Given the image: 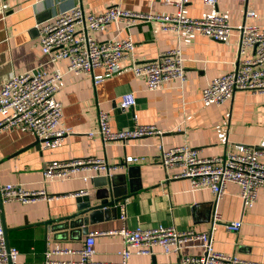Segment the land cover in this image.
Segmentation results:
<instances>
[{
	"label": "crops",
	"instance_id": "1",
	"mask_svg": "<svg viewBox=\"0 0 264 264\" xmlns=\"http://www.w3.org/2000/svg\"><path fill=\"white\" fill-rule=\"evenodd\" d=\"M79 3L87 13L102 12L115 4L153 14L177 12L176 6L164 0H0V85L13 74L31 69L60 68L66 72L58 83L57 92L63 104L62 125L68 130L60 146L45 148L39 138V145H33L37 137L18 128L0 131V184L21 183L30 189H44L54 196L3 204L7 240L10 246L19 249V263L44 264L47 248L58 245L77 250L89 232L119 228L123 224L118 208L116 218L50 230L51 220L73 215L78 211L76 198L84 195L93 198L98 186L94 177L45 182L44 168L53 161L89 156L105 157L113 164L122 163L114 174H126L128 187L134 185L137 189L123 199L129 227L162 223L181 230L205 231L210 229L217 209L224 219H241L242 224L238 231L218 226L211 235L214 249L264 262V189L259 191L252 207L244 206L240 186L236 183H230L226 194L216 201L210 189L192 190L187 178H168L160 156L161 147L184 143L201 150L203 156L223 155L234 150L236 144L256 146L264 151V93L238 90L221 104L205 102L202 98L203 88L212 79L232 70L239 55L237 32L227 40H216L186 30H164L157 20L134 24L112 22L106 29L93 32L95 39L131 36L134 51L119 62L115 72L94 84L88 74L67 71L66 60L52 61L51 55L43 53L40 45L38 25ZM247 8L256 10V16L249 21L264 26V0H247L246 3L219 0L216 5L189 0L182 13L190 18H202L216 11L239 26L245 21ZM177 46L183 52L186 81H173L156 90L147 89L144 79L134 73V64L152 60L164 50ZM254 54V48L248 47L240 56L246 58ZM96 73H100V69ZM126 92H133L137 103L132 108L121 109L119 100ZM99 108L110 112L115 129L133 126L136 113L141 123L155 124L163 132L126 143L105 144L98 133ZM89 132L95 135L90 137ZM127 156L141 159L125 163ZM260 159L264 161V153ZM123 245L118 234L98 235L95 258L118 261ZM184 252L200 254L201 250L190 247ZM59 258L78 259L79 254L68 253ZM176 259V255H166L156 247L152 255H132L130 263L154 264Z\"/></svg>",
	"mask_w": 264,
	"mask_h": 264
},
{
	"label": "built area",
	"instance_id": "2",
	"mask_svg": "<svg viewBox=\"0 0 264 264\" xmlns=\"http://www.w3.org/2000/svg\"><path fill=\"white\" fill-rule=\"evenodd\" d=\"M216 5L219 0H203ZM246 3L247 0H237ZM166 4L176 6L172 15L153 14L132 11L119 4L111 5L102 12H85L83 6H74L62 10L50 19L38 25L40 45L43 53L50 54L51 60L64 59L67 71L75 74H88L93 83L98 84L106 76L116 71L119 62L134 51L131 36L96 40L93 32L106 29L112 22L134 24L140 21L157 20L162 29L180 32H195L216 40H227L234 31L238 34L239 55L232 70L212 79L202 90L205 102L221 104L230 100L236 91L264 93V26L249 20L256 16L254 8H247L245 21L239 26L216 11L202 18L184 16L183 8L189 0H164ZM5 6V5H4ZM6 7V6H5ZM253 47L252 57L242 58L240 54ZM100 69V73L96 70ZM133 71L141 76L147 89L156 90L165 84L187 79L184 56L180 46L161 52L156 58L136 63ZM65 71L56 68L31 69L15 73L0 85V131L21 129L28 131L43 141L45 148H56L68 133L62 125L63 104L57 97L58 83ZM137 103L133 92L121 95L118 107L132 108ZM134 125L125 129L112 127L110 112L99 108L97 113L98 133L105 144L128 142L133 139L162 134L155 124L141 123L136 113ZM95 132H89L92 137ZM264 145V143H263ZM261 148L245 144H236L234 150L223 155L203 156L201 150L187 143L171 147H161V163L168 172V178H187L192 190L210 189L216 201L227 192L230 183L240 186V196L245 207H252L258 193L264 189V161L260 156ZM140 157L127 156L125 163L140 160ZM122 163H111L105 157L89 156L67 161H53L43 170L45 182L83 178L87 180L98 175L111 177ZM44 189H30L21 183L0 184V264H20V251L8 245L6 227L3 220L2 205L11 201L31 202L38 198L52 199ZM119 218L122 225L106 231L89 232L83 245L77 249L55 246L47 248L44 264H132L134 254L152 255L160 247L166 255H176V260L154 264H264L262 261L246 260L234 254L218 252L214 249L211 235L218 226L230 231H238L242 220H227L215 209L209 230L193 228L178 229L175 225L158 224L150 227H129L126 202H118ZM118 234L123 241L119 250L120 260H98L96 254V236ZM196 247L200 254H187V248ZM78 253V259L59 258L60 255Z\"/></svg>",
	"mask_w": 264,
	"mask_h": 264
},
{
	"label": "water",
	"instance_id": "3",
	"mask_svg": "<svg viewBox=\"0 0 264 264\" xmlns=\"http://www.w3.org/2000/svg\"><path fill=\"white\" fill-rule=\"evenodd\" d=\"M39 143L40 140L37 138L33 145L38 146ZM93 179L97 182L98 186L94 197L92 198L91 195L78 196L76 198L78 202V211L71 216L51 220L49 223L50 230H62L69 227L73 228L75 226L78 227L79 225L94 223L96 221L103 220L104 218H116L118 216L117 203L126 199V197L135 193L137 190L134 185H130V187H128L126 174H114L111 177L98 175ZM131 184H133L132 181ZM7 242L8 245H10L8 240Z\"/></svg>",
	"mask_w": 264,
	"mask_h": 264
}]
</instances>
